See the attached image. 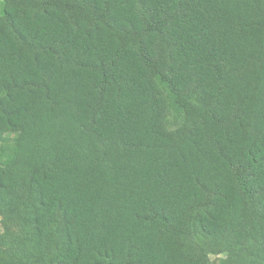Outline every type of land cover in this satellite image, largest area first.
<instances>
[{
    "label": "trees",
    "instance_id": "1",
    "mask_svg": "<svg viewBox=\"0 0 264 264\" xmlns=\"http://www.w3.org/2000/svg\"><path fill=\"white\" fill-rule=\"evenodd\" d=\"M0 264H264V0H0Z\"/></svg>",
    "mask_w": 264,
    "mask_h": 264
},
{
    "label": "rangeland",
    "instance_id": "2",
    "mask_svg": "<svg viewBox=\"0 0 264 264\" xmlns=\"http://www.w3.org/2000/svg\"><path fill=\"white\" fill-rule=\"evenodd\" d=\"M215 260V259H214Z\"/></svg>",
    "mask_w": 264,
    "mask_h": 264
}]
</instances>
